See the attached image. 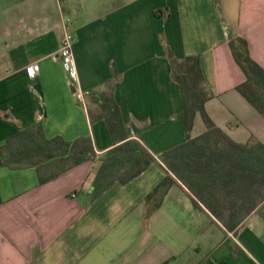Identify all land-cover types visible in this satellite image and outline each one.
Returning <instances> with one entry per match:
<instances>
[{
	"label": "crops",
	"instance_id": "crops-1",
	"mask_svg": "<svg viewBox=\"0 0 264 264\" xmlns=\"http://www.w3.org/2000/svg\"><path fill=\"white\" fill-rule=\"evenodd\" d=\"M66 25L75 81L52 57ZM232 33L264 67V0H0V150L37 124L48 138H91L95 150L74 166L0 157V264H264V198L251 208L245 193L230 230L162 160L188 140L167 47L179 59L198 57L206 110L231 139L264 142V115L238 89L246 75ZM110 88L124 123L115 134L96 100ZM81 90L91 92L86 104ZM206 131L198 113L191 136ZM125 138L150 163L95 195L105 157ZM168 177L175 182L148 199Z\"/></svg>",
	"mask_w": 264,
	"mask_h": 264
},
{
	"label": "trees",
	"instance_id": "trees-1",
	"mask_svg": "<svg viewBox=\"0 0 264 264\" xmlns=\"http://www.w3.org/2000/svg\"><path fill=\"white\" fill-rule=\"evenodd\" d=\"M156 14L167 15L163 9H158ZM229 45L246 75V80L238 89L264 115V67L251 56L248 41L244 37L232 33ZM167 55L172 65L173 77L182 91L188 140L164 153L162 160L227 228L233 230L237 225L233 221L236 219L234 210L245 202L244 194L247 193V202L249 201L251 208H256L260 199L264 198V142L255 137L245 144L231 139L206 110L209 95L204 86L198 57L179 59L170 47H167ZM96 100L111 132L115 134L117 129H123L120 107L111 88L110 91L102 92ZM198 113L202 116L207 131L192 137L191 130ZM126 139L105 157L95 182V195L116 179L127 182L144 171L150 163L151 158L146 155L144 147L137 140ZM94 155L91 138L74 141L65 140L61 136L48 138L41 124L22 129L10 137L0 150V157L11 166H38L50 160L74 166ZM174 182L172 177L165 178L148 195V199ZM194 203L198 206L195 198ZM159 206L160 202L153 209ZM231 211L232 214H228Z\"/></svg>",
	"mask_w": 264,
	"mask_h": 264
},
{
	"label": "built area",
	"instance_id": "built-area-1",
	"mask_svg": "<svg viewBox=\"0 0 264 264\" xmlns=\"http://www.w3.org/2000/svg\"><path fill=\"white\" fill-rule=\"evenodd\" d=\"M60 4H63L65 0H58ZM69 21V19H67ZM55 61H59L69 76L75 81L78 78L77 66L73 56V34L69 29V26H65L64 34L62 37L60 48L52 55ZM28 73L30 76L35 77L40 69L38 63H34L28 66ZM90 90H81L78 92L79 98L86 104V96L89 95Z\"/></svg>",
	"mask_w": 264,
	"mask_h": 264
}]
</instances>
